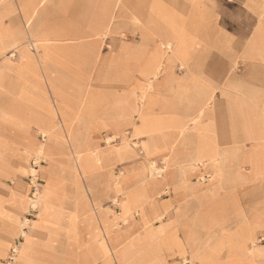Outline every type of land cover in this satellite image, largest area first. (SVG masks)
<instances>
[{
	"label": "rangeland",
	"instance_id": "1",
	"mask_svg": "<svg viewBox=\"0 0 264 264\" xmlns=\"http://www.w3.org/2000/svg\"><path fill=\"white\" fill-rule=\"evenodd\" d=\"M30 3L34 8L33 13L30 15L31 19L27 21L28 16L24 13V10H29ZM203 4L211 11V15L214 16L211 23L206 25L211 32L227 31L233 36L237 30H240V26L242 27L241 15H244L245 12L242 13L241 9L243 4L240 0H203ZM126 5V0H43L42 2L40 0H0V39L3 40L4 38L6 42L13 39L18 42L17 49H14L11 53L9 52L10 54H8L7 50L0 52V65L3 64L2 60L5 58L8 59V57L14 63H17L9 68V77L6 73H3L0 78V83L5 78H9L12 81L15 80L18 72L17 85L11 90L3 88V92H0L2 96L16 102L12 106L16 107V111L19 112V117L11 118L8 116L5 119V117L1 116V112H7L9 107L3 109V111H1L2 109L0 110V143L2 140H11V142L21 143L23 146L28 143L36 147L38 145L45 146L46 153L48 154V157H46L40 151H36L34 156L28 155L27 163H24L25 165L18 166L20 164H17L18 167L13 168L14 178L12 179L8 178L5 167L1 169L2 178L5 182L7 181L6 183L10 187L8 191L13 194L19 193L23 199L21 201L25 202L23 205L24 211L14 221L15 224L13 223L15 229L17 228V233L15 230L14 234L16 235L9 242L8 248L10 250L8 256L4 258L1 264H19L17 260L23 246L21 242L28 237L26 230L30 226L32 227L34 225L33 223L40 218V211L45 207H49V211L52 212L59 209L62 203L60 197L67 195L69 198L72 197L83 204L80 200L83 195L88 200L92 197L102 199L106 196L105 199L108 200L109 198V200L104 205H101L103 212L98 205L95 204V207L98 213H100V218L104 216L107 222L111 224L110 221L116 215H119V212L122 213L119 207L122 206L125 198L121 197V199L112 201L114 195L111 190L114 180L111 181L110 177L113 175V179L115 177H121L122 173L124 175L125 168H133L135 164H142L143 169L139 173L144 172L148 175H150L151 170H153L151 174H162L167 170L159 168L155 159L147 158L142 151L141 144L143 140L140 137H147V134H149L147 131H144L146 127L144 123L141 129L136 130L138 133L136 132L135 136L130 134L128 127L125 129L123 127L124 113L128 112L127 107L130 106V102L133 103L134 101L136 104L132 105L137 108L135 114L133 106L130 109L131 112L129 114L132 122L134 117L138 118V114H140L138 110L143 109L146 102L150 106L157 104L153 88L149 83L144 88L146 91L142 90L141 92L137 91L136 87L130 86L129 89L133 92V97L129 101H125L123 87L118 86L119 82L114 78L118 76L122 79L120 80L122 86L128 83L126 80L130 79V73L128 72L130 66L127 60L128 52L125 53L123 50V43L125 39L137 40L139 37L138 24L140 20L137 19L139 8L137 6L127 7ZM178 8L180 13L184 14L189 12L188 9L186 11L183 10L185 7L182 8L179 6ZM148 17H152L150 18L152 20L158 18L159 21H169L168 23L166 22L167 24L164 23V25L168 29L172 27L174 32L175 29L183 30L181 28L183 24L178 22L180 17L166 15L160 7L152 6L149 10ZM30 29L31 31L29 33ZM147 30L152 29H149L147 26ZM48 37L51 41L44 40V38L49 39ZM232 40H234V36ZM209 42L213 43V46L208 47L211 50L209 53L218 55V49L215 50V43L218 40L214 39ZM227 42L230 43V40H227ZM245 43V40H241L240 45H232L231 47L234 53L237 52L236 49H239ZM192 44L193 40L190 36L180 34L178 47L173 48L174 52L177 55H180V52L184 54ZM21 47L24 51H21ZM202 47L205 48V45ZM166 50L169 51L172 49ZM23 52L29 56H26V58ZM43 53L47 55L46 59H43L47 61L46 64L39 62V59L42 60L40 57ZM49 55L50 58L48 59ZM235 57L237 58L238 64H234L225 73H222L219 78L215 75L218 73L199 72V75L202 76L204 74L211 75V84L214 87L210 89L214 90L213 98L207 106L206 111L202 109L194 119L180 121V128H175V131H178L179 137H181H177L178 144L181 143L183 134V139H190V136H186V132L189 129L194 132L198 131L197 127H200L198 124L199 121H205V126H211L213 128L212 138L214 140V146L220 152L232 144L249 143L245 140V137L238 135V133H242L243 124L246 128L253 125L258 129H264V103L256 104L253 99L257 90L251 89L249 84L242 87H230L229 85V80L233 79L234 75L242 74V56ZM183 58L184 56L181 59ZM198 58L200 59V56ZM204 61L207 62L208 60L206 59ZM180 68L183 69L184 66ZM176 71L178 74L182 73V71ZM104 77L107 79L105 80ZM54 87L61 90L64 97L71 104H74L72 108L74 116L69 117L66 114L60 113L62 114L60 118L58 111H50L48 114L51 115L42 119L41 126L36 125L33 121L30 122L34 127L31 131L32 137H30L25 129L27 125L26 118L29 117L25 115L27 113L25 106L28 103L33 106L37 104L43 105L44 109L47 105L48 107L58 106L59 103L56 98L57 94L54 92ZM21 90H26L29 95H32L26 97V104L19 102L18 95H20ZM102 92L105 96L104 100H95L96 95ZM140 93L141 98L139 99ZM42 97H44V101L40 99ZM149 99L150 101H147ZM18 105L23 106L17 109ZM94 106L95 108H102L105 111L117 110L118 108L122 115H112L111 113L107 115V112L104 113L102 111L95 112L96 109H94ZM240 106L246 109L243 113L248 117L247 120H244V123L240 118L242 114H239V111H237L241 109ZM122 107H124L123 112ZM20 110L24 112H20ZM38 112L39 116H43L41 111ZM147 112L149 111L147 110ZM206 113H209V117L206 116ZM68 124L73 132L68 129ZM194 125L195 127H193ZM168 130H171V127ZM69 133H74L75 144L81 137L86 139L87 144L85 145L90 149L89 156L92 155L91 151H96L99 154L98 159L88 163L86 167H83L82 163H84V159L82 160L81 158L79 165L84 168L81 174L75 169V159L78 158L79 160L81 155L76 157L77 155L73 154L74 139L71 138ZM112 135L116 136L113 137ZM161 139L164 148L167 146L170 148L173 141L176 140V137L174 136V139H172L170 135L163 134ZM125 142L128 144L127 146H129L132 156L129 159L119 161L115 153H117L120 145ZM206 145L209 146V143L200 144V148L211 151ZM216 156V162H218L219 157L217 154ZM209 158H213V151L209 153L207 158H201V162L198 159L197 163L202 164ZM249 159L253 162L256 160L257 162L261 160V157L252 156ZM3 160L4 162L10 160L7 154H4ZM164 161H166V158ZM129 164L131 165L130 167L128 166ZM33 170L41 174L44 173L48 178H43L40 173L37 174V177H33L30 173ZM219 175L220 170L214 169V175L209 174L205 179H200L204 180L205 184L209 182L210 186L214 187V182L219 179ZM45 180L47 181L45 182ZM137 180L138 178H131L130 180L128 178L126 185L134 186L137 184L140 187ZM44 186H47L53 193L51 200L49 196L50 192ZM9 192L4 191L3 195L5 194L8 197L7 194ZM62 193L63 195H61ZM175 194L176 198H180L177 196L179 193ZM46 195L47 197H45ZM172 196L170 191V193L161 196L160 199H169ZM45 199L50 201L45 202ZM189 202L190 200L184 198L176 199L175 204H173L175 209L177 208L176 211L174 210L175 215L170 214V216L165 217L162 223L167 225L171 217L176 216L180 217L186 225L191 217L185 215L183 210H185ZM227 203L225 200L220 201L219 199H212L206 203L205 207L212 210V215L208 220L210 228L205 231L201 238L204 235L210 238L216 251H218L219 246H221V250L224 246H231V251H240L241 249L233 248V245L243 246L250 239L254 242V230L259 229L260 232L257 234L258 240L256 242L259 244L264 243V214L256 215V211H253L254 214L250 216L237 214L233 217L232 221L234 228L228 231L226 228V217L213 213V210L217 211L220 209L224 211ZM231 203L232 207H234V201H231ZM260 203L261 201L259 205ZM245 206H247L246 202H241V207ZM3 209L6 211L5 208ZM157 213L159 212L155 209V204L149 207V216L151 218L154 219V215ZM8 217L10 216L8 215ZM133 217L132 221L128 222L125 216L122 220L123 224L118 221L116 226H113L114 233L112 235L118 236L120 234L122 236L121 238L125 239V247H136L131 249L130 254L143 256L150 251L151 248L149 245L154 241L152 239L147 240L146 233L152 227H159L160 222L154 220L146 224L140 221L139 216L134 215ZM98 223L101 222L93 224L97 225ZM89 224L91 225L88 216L82 211L78 213L73 229H76V234L78 235L83 233L82 230ZM3 228L6 230L7 225H3ZM70 234L75 235V232H71ZM184 234L189 237L192 235L196 237L198 232L184 231ZM180 237L184 239L181 233ZM13 241L16 243L17 248H14L12 245ZM159 241L161 242V239ZM11 245L12 247H10ZM83 250V246L79 247V244L75 240H72L69 243H65L64 247H61L59 242H53L51 247L45 251L50 261L53 260L51 264H69V261H79ZM115 254H117V249ZM181 254L186 255L185 253ZM62 259L67 262L62 261ZM187 259L188 261L183 258L168 259L167 261L170 264H193L188 257Z\"/></svg>",
	"mask_w": 264,
	"mask_h": 264
},
{
	"label": "crops",
	"instance_id": "2",
	"mask_svg": "<svg viewBox=\"0 0 264 264\" xmlns=\"http://www.w3.org/2000/svg\"><path fill=\"white\" fill-rule=\"evenodd\" d=\"M240 1L243 4L242 13L245 12V14L241 15L242 27L240 26V30L235 32L233 35L234 40H232L233 36L227 31L214 33L208 29L206 25L211 23L214 16L204 6L203 0H126L127 7L137 6L139 8L137 18L140 20L138 24L139 37L137 40L125 39L123 43V50L125 53L128 52L127 60L130 66L128 68L130 79L126 80L128 83L122 86L120 82L122 79L118 76L114 78L119 82L118 86L123 87L125 101H129L133 97V92L129 89L130 86L136 87V90L141 92L149 83L153 88L157 106L151 108L149 107L150 104L146 102L144 108L138 110V113H140L138 114V118L134 117L132 122L129 114L131 112L130 109L133 106L135 114L137 108L132 105L136 104L134 101L133 103L130 102V106L127 107L128 112L124 113L123 127L124 129L128 127L130 134L135 136L136 130L141 129L143 123L146 127L152 124L149 127L150 130L146 127V129L144 128L149 133L147 137H140L143 140L141 144L142 151L147 158L155 159L159 168L167 170L162 174L163 179L151 177L147 173H139L143 169V165L135 164L133 168H125V176L122 173V176L119 178L115 177L113 179L114 175L110 177L111 181L114 180L111 191L114 196L116 195L112 200L121 199V197L125 198L124 203L119 207L122 213L119 212V215H116L110 221L111 224L107 222L104 216L100 218V213L93 207L98 203L104 205L109 200V198L108 200L105 199L106 196L102 199L92 197L88 200L83 195L80 199L83 204L79 200H75L72 197L69 198L67 195L60 197L62 203L59 209L52 212L49 211V207H45L40 211V218L33 223L32 227L30 226L31 228L29 227L26 230L28 237L21 242L23 246L17 260L19 264H51L53 260L50 261L45 250H48L53 242H59V245L64 247L65 243H69L72 240H75L79 244V247L83 246L84 250L79 261H69V264H170L167 261L168 259H187V257L193 264H264V243L259 244L256 242L258 240L257 234L260 232L259 229L254 230V244L246 242L243 246L233 245V248L241 249L240 251L242 252L237 250L231 251V246H224L222 250L221 246H219L218 251H216L210 238H207L205 235L201 238L205 231L210 228L208 220L212 215V210L205 206L212 199L228 202L224 211L220 209L217 211L213 210V213L226 217V228L228 231L234 228L232 221L233 217L237 214L250 216L254 214L253 211H256V215L264 214V129H258L253 125L246 128L243 124L242 133H238V135L245 137V140L249 143L232 144L221 152L217 151L214 146L212 138L213 128L205 126V121H199L200 129L198 131L194 132L189 129L186 132V136H190V139H183L182 136L180 144H178L177 139L181 137H179V132L175 131L180 121H189L197 117L199 112L205 109L213 98L214 90L210 89L214 87L211 84V75L204 74L202 76L199 75V72L218 73L215 75L219 78L222 73H225L234 64H238L235 56H242V74L234 75L233 79L229 80L230 87H242L249 84L251 89L257 90L255 97H253L254 103H264V0ZM152 6H160L166 15L180 17L178 22L183 24L181 27L183 30L175 29L174 32L172 27L168 29L164 25V23H168L169 21H159L158 18L150 19L152 17H148V13ZM179 6L185 7L183 10L186 11L188 9L189 12L180 13ZM134 18L136 19V17ZM147 26L152 30L146 31ZM180 34L188 35L193 40V44L187 52L184 54L180 52V55H177L176 53L174 54V49L168 51L163 48V44L172 41L174 38H179ZM214 39L218 40L215 43V50L218 49L219 51L218 55L209 53L211 50L208 47L213 46V43L209 41ZM227 40H230V43ZM241 40H245L246 43L242 44L239 49L235 48L237 52L234 53L231 46L240 45ZM17 43V40L13 39L7 42L4 38L3 40L0 39V52L7 50L8 54H10L14 49H17ZM204 45L205 48L202 47ZM183 56L184 58L181 59ZM199 56L200 59L198 58ZM8 59L2 60L0 78L3 73H6L9 77V68L16 63ZM206 59L208 60L207 62L204 61ZM181 66H184V68H180ZM176 70L182 71V73L178 74ZM17 77L13 81L10 80V83L13 84L14 82L16 86L18 82ZM104 79L106 80L107 78L104 77ZM1 87L2 89L7 88L6 85H1ZM104 97L103 92L98 93L95 100H104ZM6 98L4 97L10 105L16 104L12 99ZM140 98L141 93L139 95ZM147 101H150V99ZM94 109H96L95 112H107V115L108 113L122 115L118 108L117 110L105 111L102 108H95L94 106ZM123 109L124 107H122V112ZM241 109L237 111H239V114H242L240 118L244 123V120H247L248 117L243 113L246 109L244 107H241ZM18 114V111H12V106L7 112H1V116L5 117V119L8 116L11 118L19 117ZM206 116L209 117V113H206ZM30 118H26L27 125L25 129L27 134L32 137L31 131L34 127L29 122ZM155 124L157 125L155 126ZM170 127L171 130L168 131ZM253 127H255V130ZM163 134L178 137L173 141L170 148H164L161 139ZM4 141L2 140L0 143V264L8 256L10 250L8 248L9 242L16 235L9 236L6 230H4L3 225L12 226L14 219L17 220L24 211L23 205L25 203L21 201L23 199L19 193L13 194L8 191L10 187L7 185V181L5 182L2 178L1 169L5 167L8 178H14L13 168L25 165L24 163H27L28 155L34 156L39 146L36 147L29 143L23 146L21 143H13L11 140ZM126 142L122 143L117 153H115L119 161L129 159L132 156ZM202 143H209V146H206L213 151V158H209L206 162L200 164L197 163L199 157L203 156L207 158L209 153H211V151H207L205 148H200V144ZM85 144H87L85 138L81 137L76 144L74 139L75 155H77L76 157L81 155L84 160L91 158L90 162H92L94 159L89 156L90 149ZM44 152L46 157H48L45 146ZM4 154H7L8 159H10L9 161L6 160L4 162ZM17 154L19 155L17 156ZM216 154L219 157L217 160L219 163L216 162ZM84 155L86 156L83 157ZM252 156H259L261 160L253 162L249 159ZM165 158L166 161H164ZM21 160L23 161L21 162ZM17 164L20 165L17 166ZM128 166L130 167L131 165L129 164ZM214 169L220 170V175L219 179L214 182L213 187L210 186L209 182L205 184L204 180L200 178L205 179L209 174L214 175ZM44 178L46 179L48 176L46 175ZM128 178L129 180L131 178H138L137 183L140 184V187L137 184L134 186L126 185ZM44 187L48 189L47 186ZM4 191L9 192L7 194L8 197L5 194L3 195ZM48 191L50 192L49 196L51 200L53 193L49 189ZM170 191L173 195L171 198L160 199L162 194L166 195ZM175 193H179L177 196L180 198L190 200L185 210L181 209L185 215L191 217L186 225L180 217L175 216L170 219L183 232L184 239L182 240L186 243L188 255L169 253L161 247L159 240L162 239L163 233L168 230V226L162 223L163 220L159 227L151 226L152 229L146 233L147 240H154L149 245L150 251L143 256L130 254L131 249L136 247H125V239L121 238L120 234L118 236L112 235L114 233L113 226H116L118 221L121 222L125 216L128 218L130 215L128 222L132 221L134 215L139 216V210L144 206L152 204V199L156 201L155 209L157 212H162L161 202L170 200L172 204H175L176 199H180L176 198ZM231 201H234V207H232ZM243 201L246 202L247 206L241 207V202ZM45 202L47 201L45 200ZM176 209L173 206L170 214L175 215ZM101 210L103 212L102 207ZM82 211L88 216L91 225L89 224L84 227L83 233L77 235L76 229H73V226L78 213ZM140 221L145 223L141 217ZM96 222L101 223L97 225L93 224ZM184 231L198 232V235L196 237H193V235L189 237L184 234ZM68 232H75V235ZM14 241L12 245L14 248H17ZM18 249L20 250V248ZM116 249L117 254H115ZM254 250H260L263 254L256 257ZM62 261L67 262L64 259Z\"/></svg>",
	"mask_w": 264,
	"mask_h": 264
},
{
	"label": "bare ground",
	"instance_id": "3",
	"mask_svg": "<svg viewBox=\"0 0 264 264\" xmlns=\"http://www.w3.org/2000/svg\"><path fill=\"white\" fill-rule=\"evenodd\" d=\"M41 2L43 1V0H40ZM109 1H111V0H109ZM110 4V3H109ZM155 7H160V6H155ZM28 8V7H27ZM33 8H34V6L33 5H31V3H30V8H29V10L28 9H25L24 10V13L28 16V20L27 21H29L31 18H30V15L33 13ZM24 16V15H23ZM172 17V16H171ZM180 19V18H179ZM182 20V19H181ZM180 20V21H181ZM30 23V22H29ZM36 27V26H35ZM30 28H31V26H30ZM173 29V28H172ZM30 31H31V29L29 30V33H30ZM48 36V35H47ZM46 36V37H47ZM70 37V36H69ZM49 38V37H48ZM44 40H48V41H51V39L49 38V39H45L44 38ZM40 41H42V40H40ZM39 42V41H38ZM39 44H41L40 42H39ZM178 47V38H174L172 41H170V42H167V43H165V44H163V48L164 49H172L173 50V48H177ZM23 48H25V47H23ZM21 49H22V47H21ZM27 50V49H26ZM26 50H25V52H26ZM21 51H24L23 49L21 50ZM170 51V50H169ZM25 52H23V54L25 53ZM45 52H48V51H45ZM15 53V52H14ZM174 54H175V52H174ZM24 56L26 57V56H29V55H27V54H24ZM46 56L47 55H45L44 53H43V55L40 57L42 60H40L39 59V62H43L44 64H46V62L47 61H45V60H43V59H46ZM73 57V56H72ZM19 58V57H18ZM27 58V57H26ZM39 58V57H38ZM50 58V55L48 56V59ZM23 59V58H22ZM85 60V59H84ZM31 63V62H30ZM23 64V63H22ZM55 79V78H54ZM0 85H6V90H11L13 87H15V85H14V82H13V84H11L10 83V79L9 78H5V79H3L2 81H1V83H0ZM1 87V86H0ZM55 89H54V92L57 94V101H58V106H56V105H54L53 107H48V105L45 107V109H44V106H43V110L41 109V105L40 104H37V105H31L30 103H28V104H26L25 103V100H26V97L27 96H32V95H29L28 93H27V91L26 90H21V92H20V95H19V102H21L22 104H26V106H25V108H26V114L25 115H28L29 117H32V118H30L31 120L29 121V122H31V121H33V123L35 122V124L36 125H38V126H41V124H42V119H44L45 117H48L49 115H51V114H48L50 111H58V114H59V117L61 118L62 117V114H60V113H63V114H66L67 116H69V117H73L74 115V111H73V105L74 104H71V102L69 101V100H67L65 97H64V94H63V92L61 91V90H59L57 87H54ZM150 89V88H149ZM3 90L4 89H2V87L0 88V91L1 92H3ZM0 92V97H1V99H0V107H1V109L3 110V109H5V108H7V107H11L12 105H10L9 104V102H8V100H5L4 99V96H2V93ZM150 92V91H149ZM146 94V93H145ZM143 96V95H142ZM52 98H53V96H52ZM7 99V98H6ZM41 100H45L44 99V97H42V98H40ZM54 99V98H53ZM54 101H55V99H54ZM18 102V103H19ZM23 105H18V107H17V109H20L21 107H22ZM28 106V107H27ZM51 106H52V104H51ZM155 106H157V104H155V105H152V106H149V107H155ZM16 107H14V106H12V111H16V109H15ZM207 108V107H206ZM206 108L204 109L205 111H206ZM152 110V109H151ZM150 110V111H151ZM38 111H41L42 112V114H43V116H39L38 115ZM149 111V110H148ZM20 112H24V111H22V110H20ZM22 114V113H21ZM203 114V113H202ZM67 119H68V117H66ZM157 120H158V118H157ZM157 120H155V121H157ZM160 120V119H159ZM186 120V119H185ZM69 121V120H68ZM160 122V121H159ZM150 123V122H149ZM147 125V124H146ZM150 125H152V124H149V126L148 127H146V128H148L149 129V127H150ZM157 124H155V126H156ZM44 126V125H43ZM153 126H154V124H153ZM175 127V126H174ZM178 127L180 128V126L178 125ZM177 127V128H178ZM68 129L70 130V131H72L73 132V130H72V128H70V125L68 124ZM147 129V130H148ZM153 129V128H152ZM151 129V130H152ZM197 129L199 130L200 128L199 127H197ZM43 130H44V127H43ZM150 130V129H149ZM161 130V129H160ZM173 130V129H172ZM145 131V130H144ZM154 131V130H153ZM157 131V130H156ZM169 131V130H168ZM52 133V132H51ZM143 133H146V132H143ZM70 135H71V138L72 139H75L74 138V133H69ZM167 134V133H166ZM183 136H184V134H183ZM123 137V136H122ZM109 138V137H108ZM115 138H118V137H115ZM171 138L172 139H174V136H171ZM176 138H177V136H176ZM169 139V138H168ZM123 140V139H122ZM3 142H5V141H3ZM123 142V141H122ZM150 142V141H149ZM149 144V143H148ZM67 145V144H66ZM168 147V146H167ZM37 151H40V153H42V154H44L45 156H46V154H45V152H44V146H39L38 148H37ZM92 153V155H91V157H93L92 159H94V161H96L97 159H98V153L96 152V151H91ZM81 153V152H80ZM73 154H75V151L73 152ZM81 156H80V158H79V160H78V158L77 159H75V166H76V171H79L78 173L79 174H81L83 171H84V166L86 165H88V163H90V160H91V158L89 159H86V160H83V158H82V160L84 161V163H82L83 164V167L82 166H80L79 164L81 163ZM201 158H204L203 156H200L199 157V161L201 162L202 161V159ZM87 161V162H86ZM81 169H83L82 171H81ZM34 171V172H33ZM33 171H30V173H31V175L33 176V177H37V174H39L40 172H37V171H35V170H33ZM152 171L153 170H151L150 171V176L151 177H160V178H162L163 179V176H162V174H164L165 173V171L162 173L160 170H159V172H161L162 174H157V173H153V174H151L152 173ZM27 172V171H26ZM40 175L41 176H43V178L44 177H46V175L44 174V173H40ZM88 177V176H87ZM167 191V190H166ZM50 194V193H49ZM129 194V193H128ZM122 195V194H121ZM164 194H162L161 196H163ZM116 196V195H115ZM114 196V197H115ZM129 196V195H128ZM46 197H47V195H46ZM118 197V196H117ZM130 197V196H129ZM128 197V198H129ZM111 198V197H110ZM66 199V198H65ZM46 200V199H45ZM72 200V199H71ZM153 201H152V204H150V205H147V206H144L141 210H139V212H138V214H139V216L142 218V220L143 221H145V223L146 224H148L150 221H154V220H156L157 222H160L161 223V221L162 220H164V218L165 217H167V216H170V211L172 210V207H173V204H172V201H170V200H167V201H163V202H161V205H162V212H160V213H157L156 215H154V219L153 218H151L150 216H149V212H148V208L150 207V206H152L153 204H155L156 203V201H155V199H152ZM46 201H48V200H46ZM113 201V200H112ZM75 202V201H74ZM96 205H98L99 207H101V205H100V203H98V204H96ZM94 208H96L95 207V205L93 206ZM66 210V209H65ZM132 213V212H131ZM97 216V215H96ZM153 217V216H152ZM128 219V218H127ZM14 221H16V220H14ZM122 222V221H121ZM15 224V223H14ZM14 224L12 225V226H7V228H6V233L10 236H13L14 235V233H15V228H14ZM166 226H168V230L164 233V236L162 237V239H161V242H160V244L162 245V248L166 251V252H169V253H177L178 255L179 254H181V253H185L186 255L188 254V251H187V247H186V243L182 240V238H180V233L183 235V232L180 230V228H179V226L176 224V223H173L171 220L170 221H168L167 222V225ZM249 242H251L252 244H254V242L252 241V239H250V241ZM18 252V251H17ZM254 253H255V256L256 257H259V256H261V254H263L260 250H254ZM169 256V255H168ZM187 260V259H186ZM188 261V260H187Z\"/></svg>",
	"mask_w": 264,
	"mask_h": 264
}]
</instances>
